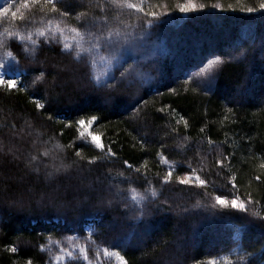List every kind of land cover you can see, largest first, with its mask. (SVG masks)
Wrapping results in <instances>:
<instances>
[{
    "label": "snow or ice",
    "instance_id": "1",
    "mask_svg": "<svg viewBox=\"0 0 264 264\" xmlns=\"http://www.w3.org/2000/svg\"><path fill=\"white\" fill-rule=\"evenodd\" d=\"M61 4L63 0H4V3L0 4V24L6 25L0 31V132L5 133L0 135V191L6 190L11 181H16L18 185H32L25 188L27 196L22 195L10 203L0 201V220L5 216H14L30 208H37L53 209L58 213L66 210L62 213V218L67 222L69 212L83 213L84 209L91 208L93 218L100 226L89 225L85 243L76 242L80 239L77 234L65 236L64 241L54 240L49 234L46 237L48 243L40 245V251L49 254L51 264H81L82 261L86 264H104V258H115L118 264H129L125 255L117 250L127 242L129 220H136L144 235L150 236L154 225L144 221L154 214V209L163 207L164 211H176L177 216H183L185 219L191 213L186 206L176 205L174 209L167 200L163 204L159 202V196L163 193H158L151 180L147 179V160L142 168L134 167L128 160L123 161L127 170L145 178L148 187L142 194L136 187H121L134 183L125 171H117L115 175H111L109 170V174L103 179L95 175L96 168L113 163L118 156L111 145L106 147L97 136L84 132L85 128L100 119L96 114L84 115V106L110 108L128 113L130 121L146 120L147 113L142 109V105L148 104L144 99L147 94L144 92V85L155 79L152 73L166 74L171 71L157 59L158 56L167 55V49L161 47L162 42L158 43L161 40L162 27L170 22L167 17H170L173 11L188 15L209 7L219 8L220 5L209 6L197 4L195 0H185L169 11L168 5L153 4L151 0H89V9H98L100 14L75 11L76 25H71L67 20L73 17V10L69 5L61 7ZM240 11L259 12L264 19V0H259L258 7H245ZM36 13L40 14L38 21L35 19ZM12 47L19 49L20 54L12 51ZM45 48L58 49L56 55L62 59L53 65L57 69L56 72L53 73L48 68H38L33 70L38 74L31 75L29 69L22 64L21 57L30 64H39V56ZM244 55V52H240L239 56L232 58L239 59ZM201 63L204 66L184 80V91L195 94L203 92L204 95L212 92L226 61L217 56L207 60V63ZM175 71H184L181 62H176ZM29 75L31 79H25ZM160 82L163 83L162 80ZM169 92L179 95L177 88H169ZM19 93L29 98V102L34 105L35 115L29 116L23 111H16L18 105L13 104L12 97ZM81 97L84 99L81 100ZM64 103H76L82 113L80 118L67 121L55 119L51 114L53 109ZM168 108L167 114L171 115L175 109L170 105ZM157 111L165 113V107H160ZM228 111L231 112L232 109L229 108ZM39 119L60 123L66 128L75 126L79 133L78 139L82 142L81 146L76 148L75 141L66 146L56 143L51 148L45 147L42 152L33 154V151L25 147L29 140L33 141V149L37 143L48 145L52 141L51 136L48 140L42 139L45 133L36 126ZM181 122L185 128L189 127V121L183 116H179L176 124ZM204 130L200 129L202 133ZM179 131L178 127H171V133L179 134ZM142 136L143 138L133 136V139L143 147L147 133ZM188 140L190 137H182L183 142L179 147L186 148ZM89 145L99 150V153L91 158L84 155L85 148ZM207 145L215 150L217 142L208 137ZM160 147L161 151L157 155L160 161L167 165L166 173L160 177L163 185L177 183L195 187L204 190L205 198L210 196L207 189L215 181L201 176L206 167L209 173L212 172V167L205 164L208 157L199 156L198 167H193L188 159L169 160L163 152L167 144L161 143ZM68 148L75 149L76 159L71 162L67 161ZM196 151L199 154V146ZM211 154L210 152L209 155ZM184 155L186 156V152ZM234 155L231 153L224 156L220 153L208 161L213 167L229 173L232 189L238 187L231 159ZM184 165L186 171L183 170ZM178 168L182 169V172H178L174 177L173 173ZM260 168L264 169V163L260 164ZM215 175L219 176L220 172L217 171ZM253 179L264 183V174L255 175ZM36 186H39V192ZM125 192H130V197L125 195ZM213 200L208 206L211 209L244 214L239 217L240 223L235 225L238 235L258 221L260 241L264 243V215L254 210L249 211V205L256 203L251 194L247 200L241 199L240 196L228 198L223 194L215 195ZM193 207L198 209L206 206L198 200ZM106 216L111 219L105 223ZM101 229H107L111 235V249L93 239L94 235H105ZM2 230L0 228V231ZM89 241L94 246L91 256ZM156 243L160 253L153 264H183L178 241L170 244L169 241L161 239ZM6 251L15 254L19 249L12 244L6 247ZM154 253L155 250H152L147 255L152 256ZM223 259L228 261L227 257ZM238 260L246 264L245 256L238 254ZM26 264H34V261L28 259ZM196 264L204 262L196 261ZM207 264H220V261L211 259ZM228 264L233 262L228 261ZM261 264H264V260Z\"/></svg>",
    "mask_w": 264,
    "mask_h": 264
},
{
    "label": "trees",
    "instance_id": "2",
    "mask_svg": "<svg viewBox=\"0 0 264 264\" xmlns=\"http://www.w3.org/2000/svg\"><path fill=\"white\" fill-rule=\"evenodd\" d=\"M164 1L155 0V4ZM177 1H166L169 11L175 8ZM200 2L209 6L220 4V8L226 10L209 7L188 15L173 11L171 16L167 17L170 22L162 27L161 40L158 41V43L162 42V48L167 49V55L158 56L157 59L161 64H166L171 71L166 74L152 73L155 79L150 84L144 85V92L147 94L144 95L143 92L141 94L148 101L147 105H142L143 112L147 113L146 120L130 121L128 113L110 108L84 106V115L96 114L100 117L94 124L85 128L84 132L86 134L91 132L97 136L106 147L111 145L118 156L113 163L96 168L95 175L103 179L109 174V170L111 175H115L117 171H125L134 183L124 184L121 187L125 189L136 187L142 194L148 187L145 178L132 170H127L123 161L128 160L134 167L142 168L147 160V179L151 180L152 186L158 193H163L159 196V202L163 204L167 200L174 209L176 205L186 206L191 213L185 219L183 216H177L176 211H164L163 207L159 210L154 209V214L144 221L154 225L150 230L152 233L150 236L144 235L136 220H129L127 242L117 249L125 255L129 264H153L160 253L156 242L161 239L169 241L170 244L178 241L183 264H196V261L207 264L211 259H217L220 264H228V261H232L233 264H245L238 260V254L246 257V264H261L264 260V243L260 241L258 221L238 235L235 225L240 223L239 217L244 214L208 207L214 202L215 195L223 194L228 198L240 196L241 199L247 200L248 195L251 194L252 200L256 203L249 205V211L254 210L264 215V183L253 179L255 175L264 174V169L260 168V164L264 163L262 159L264 157V19L259 12L240 11L245 7H258L259 0H200ZM64 5H69L73 10V17L67 20L71 25H76L75 11L100 14L98 9H89V0H63L61 7ZM39 16V13L35 14L37 21ZM232 46L233 50L236 52L240 50L245 55L240 59L226 60L212 92L204 95L203 92L195 94L183 90L184 80L201 66V61L205 62L211 55H229ZM11 50L20 54L19 49L15 47ZM57 51L58 49L45 48L39 56L41 61L39 64H30L22 57L21 62L29 69L31 75L38 74L33 71L38 68H48L55 73L57 69L53 65L62 59L56 55ZM178 61L183 65L184 71L181 73L175 71V64ZM31 75L26 76L25 79L30 80ZM161 80L163 83L160 82ZM169 88H177L179 95L171 94ZM83 99L81 97V100ZM12 102L18 105L17 112L23 111L25 115H35L34 105L23 93L14 94ZM169 105L175 109L171 115L167 114ZM160 107H165V113L157 111ZM229 108L232 109L231 112L228 111ZM51 114L55 119L64 121L75 120L82 115L76 103L57 105ZM179 116L189 121V127L185 128L182 122L176 124ZM36 126L45 133L43 140H48L51 136L52 141L48 145L37 143L33 149V141L29 140L25 147L33 151V154L42 152L45 147L51 148L56 143L66 146L75 141L76 148L81 146L82 142L78 139L79 133L75 126L66 128L60 123L44 119L37 120ZM172 126L179 128V134L171 133ZM201 128L205 129L203 133L200 131ZM61 132L63 135H60ZM143 133H147V138L145 146L142 147L133 136L143 138ZM0 135L5 133L0 132ZM182 137H190L186 142V148L179 147L183 142ZM208 137L217 142L215 150L207 145ZM161 143L167 144L163 152L169 160L188 159L193 167H198L199 156L208 157L205 164L212 167V172L209 173L206 167L201 176L215 181L207 189L210 196L205 198L204 190L199 188L177 183L162 184L160 177L166 173L167 165L163 164L157 155L161 151ZM197 146L200 147L199 154L196 151ZM74 153V148L66 150L68 162L76 159ZM98 153L99 150L92 145L86 147L84 151V155L88 158ZM220 153L224 156L235 154L231 159L237 176L236 189H232L229 173L226 170L208 164V161ZM42 159L46 160L43 157ZM41 167L43 170V166ZM183 170H187L186 165ZM217 171L220 172L219 176L215 175ZM178 172H182V169L178 168L173 173L174 177ZM141 185L143 187H140ZM30 186L32 185H18L16 181H11L6 190L0 191V201L10 203L22 195L27 196L25 188ZM36 190L40 191L39 186H36ZM125 195L130 197L131 193L125 192ZM198 200L206 207L194 208L193 205ZM64 211L66 210L58 213L53 209L30 208L0 220V228L3 229L0 231V264H26L28 259H32L34 264H46L49 261V254L41 252L39 246L48 243L46 237L49 234L54 240L61 241H64L65 236L77 234L81 237V242L85 243L87 237L85 225L93 222L97 227L100 226L99 222L94 220L91 208L84 209L83 213L69 212L67 222L62 218ZM110 219V216H106L105 223ZM101 231L105 232V235H94L93 239L98 244L111 248V235L108 234L107 229ZM12 244L18 247V253L6 251V247ZM88 246L91 256V249L94 246L90 241ZM152 250H155L154 255H147ZM224 257H227L228 261H225ZM104 264H118V262L115 258L111 260L104 258Z\"/></svg>",
    "mask_w": 264,
    "mask_h": 264
},
{
    "label": "rangeland",
    "instance_id": "3",
    "mask_svg": "<svg viewBox=\"0 0 264 264\" xmlns=\"http://www.w3.org/2000/svg\"><path fill=\"white\" fill-rule=\"evenodd\" d=\"M166 1L167 0H165L163 3H161V5H168V3H166ZM151 2L153 3V4H155V0H154V2H153V0H151ZM185 2V0H178L177 1V3H184ZM195 2L197 3V4H203V3H201L200 2V0H195ZM4 3V0H0V4H3ZM218 5V4H217ZM220 5V4H219ZM169 7V6H168ZM216 10H221V8L219 7V8H216ZM181 14V13H180ZM4 26H6V25H4V24H2V27L0 28V31H2L3 30V27ZM234 49V47L232 46L230 49H229V51L231 52V54H216V55H211L210 57H208L207 59H206V61L204 62V63H207V60H209V59H214L215 57H217V56H219V57H221L222 59H224L225 61L226 60H232L233 58V56H239V53H240V50L239 51H235V50H233ZM241 58V57H240ZM239 58V59H240ZM233 60H236V59H233ZM204 66V64H201V66H199V67H203ZM199 67L198 68H196L194 71H192L191 72V74L190 75H192V74H194L195 72H197L198 70H199ZM89 225H93V222H89L88 224H86L85 225V227H84V230H85V232H86V235H87V229H88V227H89ZM73 235V234H72ZM77 243H82L81 242V237H80V239L78 240V241H76ZM129 242V241H128ZM111 249V248H110ZM46 264H51V262H50V260L46 263ZM81 264H86V262H81ZM94 264H95V262H94Z\"/></svg>",
    "mask_w": 264,
    "mask_h": 264
}]
</instances>
